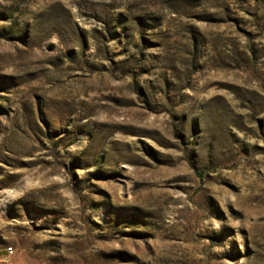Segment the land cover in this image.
<instances>
[{"label":"rangeland","instance_id":"obj_1","mask_svg":"<svg viewBox=\"0 0 264 264\" xmlns=\"http://www.w3.org/2000/svg\"><path fill=\"white\" fill-rule=\"evenodd\" d=\"M0 248L264 264V0H0Z\"/></svg>","mask_w":264,"mask_h":264},{"label":"crops","instance_id":"obj_2","mask_svg":"<svg viewBox=\"0 0 264 264\" xmlns=\"http://www.w3.org/2000/svg\"><path fill=\"white\" fill-rule=\"evenodd\" d=\"M0 264H18L16 256L10 255L6 249L0 248Z\"/></svg>","mask_w":264,"mask_h":264},{"label":"built area","instance_id":"obj_3","mask_svg":"<svg viewBox=\"0 0 264 264\" xmlns=\"http://www.w3.org/2000/svg\"><path fill=\"white\" fill-rule=\"evenodd\" d=\"M8 250H9V253H10V254H13L14 251H15V250H14V247H12V246H9V247H8Z\"/></svg>","mask_w":264,"mask_h":264}]
</instances>
